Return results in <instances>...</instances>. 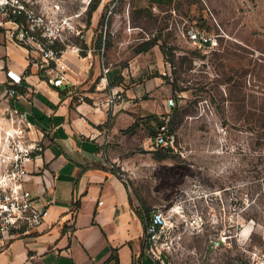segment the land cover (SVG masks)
Wrapping results in <instances>:
<instances>
[{
  "label": "rangeland",
  "instance_id": "rangeland-1",
  "mask_svg": "<svg viewBox=\"0 0 264 264\" xmlns=\"http://www.w3.org/2000/svg\"><path fill=\"white\" fill-rule=\"evenodd\" d=\"M94 1L0 0V45L26 49L9 38L8 13L21 3L56 46L91 55L88 89L98 101L115 86L135 92L130 122L106 133L104 154L137 205L182 223L174 262L248 264L250 251L264 255V0H98L96 19L87 14ZM163 118L171 149L153 145ZM213 237L226 238L217 252Z\"/></svg>",
  "mask_w": 264,
  "mask_h": 264
},
{
  "label": "crops",
  "instance_id": "crops-1",
  "mask_svg": "<svg viewBox=\"0 0 264 264\" xmlns=\"http://www.w3.org/2000/svg\"><path fill=\"white\" fill-rule=\"evenodd\" d=\"M18 49L20 60L14 56ZM90 56L66 50L61 57L65 79L55 87L25 48L0 45V94L9 86L8 69L21 76L18 96L9 103L27 113L42 146L40 157L29 164L26 187L48 209L45 222L32 233L0 239V264H158L143 248L150 211L133 201L104 154L106 133L129 124L135 92L115 86L98 101L88 89L97 74L90 73L96 69ZM112 114L115 119L107 123Z\"/></svg>",
  "mask_w": 264,
  "mask_h": 264
},
{
  "label": "built area",
  "instance_id": "built-area-1",
  "mask_svg": "<svg viewBox=\"0 0 264 264\" xmlns=\"http://www.w3.org/2000/svg\"><path fill=\"white\" fill-rule=\"evenodd\" d=\"M13 11L22 13L26 17V24L19 25L12 21L16 31L10 32L9 38L24 45L27 52L34 56L33 59L30 57L33 66L43 72L49 84L61 86L67 70L61 61L65 51L53 48L54 39L40 29L41 25L44 26L42 18L32 9L17 2ZM198 34L192 31L190 36L201 45L209 46L212 43L211 37L202 38ZM71 51L79 53L80 48L73 47ZM6 76L9 86L0 94V239L5 235L14 237L32 233L45 222L48 214L47 207L38 204L36 196L26 187L32 175L29 164L38 159L42 152L39 133L27 113L9 103L18 96L16 86L21 85V76L9 69ZM167 105H174L172 98ZM153 145L161 149L174 147V138L168 133L164 121L155 128ZM181 226L177 218L174 219L162 209L150 211L145 220L144 251L158 264H178L172 256L179 251L175 245L178 243L176 240L181 239V233L177 232ZM225 239L213 237L209 242L211 252H217ZM249 261L248 264H264V255L256 250L250 251Z\"/></svg>",
  "mask_w": 264,
  "mask_h": 264
},
{
  "label": "trees",
  "instance_id": "trees-1",
  "mask_svg": "<svg viewBox=\"0 0 264 264\" xmlns=\"http://www.w3.org/2000/svg\"><path fill=\"white\" fill-rule=\"evenodd\" d=\"M98 4H99V1L98 0H95L93 2V4L90 6V8H89V10L87 12V14H88L89 17L92 15V12H94L97 9ZM8 15H9L8 18H9L10 21H13V22H15V23H17L19 25H25L26 24V17L22 13L18 14V13H15V12L14 13L10 12V13H8ZM101 45H102V40H101V38H99L96 41V48L100 49L101 48ZM84 46H85L84 48L86 49L87 46L86 45H84ZM149 47H150V44L146 48H144L143 50H147ZM53 48L56 51L63 50V48L56 46V44L53 46ZM79 54L82 57L86 56V53L84 51H80ZM154 121H156V120H154ZM160 124H163V121H159L156 125L158 126ZM154 135H155V132H154ZM147 211H149V210L147 209Z\"/></svg>",
  "mask_w": 264,
  "mask_h": 264
}]
</instances>
